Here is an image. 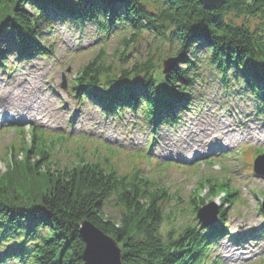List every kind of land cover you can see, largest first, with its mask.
<instances>
[{
	"label": "trees",
	"instance_id": "obj_1",
	"mask_svg": "<svg viewBox=\"0 0 264 264\" xmlns=\"http://www.w3.org/2000/svg\"><path fill=\"white\" fill-rule=\"evenodd\" d=\"M27 7L37 16H32ZM118 9L124 10L121 22L132 27L134 36L146 31L159 47L174 44L181 59L184 52L203 44L214 65L223 62L244 76L264 72V0H227L213 10L204 8L198 0H0V29L20 31L21 37L31 42L30 47L37 48L36 27L40 23L67 22L70 18L94 23L105 14L115 16ZM243 20L256 25L252 29L236 24ZM150 66L135 64L130 70L134 77L130 84L139 85L138 77L143 75L145 87L153 90L156 82L147 73ZM130 71H122L123 81L128 80L125 77ZM103 73L102 67L93 62L85 67L83 76L97 82ZM186 75L182 68H174L163 85L176 87ZM33 140L34 146H40L41 140ZM43 153H34L40 156L41 166L38 160L30 164L34 157L28 156L24 162L8 163V175L0 174V245L8 239L2 231L25 237L20 243L22 254L12 253L6 260L85 264V244L79 228L82 223H90L120 244L123 264H173L174 257L167 252L174 249L183 252V264H202L204 255L196 254L199 249L203 251L207 239L198 244L191 227L176 229L171 217L163 215L159 207L162 195L153 193L148 182L136 179L117 183L107 161H102L103 167L80 161L73 168L54 172ZM208 183L219 186L217 181ZM222 188L219 191H224ZM225 193L228 198H236L235 193ZM106 207L118 212L116 219L108 216ZM47 229L50 236L40 235L45 241L34 244Z\"/></svg>",
	"mask_w": 264,
	"mask_h": 264
},
{
	"label": "rangeland",
	"instance_id": "obj_2",
	"mask_svg": "<svg viewBox=\"0 0 264 264\" xmlns=\"http://www.w3.org/2000/svg\"><path fill=\"white\" fill-rule=\"evenodd\" d=\"M236 24L238 26L243 24L253 29L256 22L243 20ZM51 32L50 35H44L47 38V46L54 47L51 57L45 61L36 59L21 64L19 65L20 70H17L11 76L8 73L0 74V97L29 107V110H27L28 123L22 126L26 129L23 135L16 133V131L5 132L3 129L0 130V174L8 175L7 173L10 171L7 170V165L11 161H23L25 156L22 157L20 151L21 143H25L27 146L30 145L29 128L34 127L38 131L50 134L53 138L55 135H68L71 140L62 147L57 146L55 143L50 151L47 147L45 148V152L50 153V156L46 158V163L51 171L57 172L65 168H73L80 161L87 163L107 161L114 171L115 177L128 182L131 180L130 176L135 175V171L131 169L132 167L141 174L139 180L150 183L159 182L163 186V188L158 189L161 191L163 199L166 200H162V203L164 205L168 203L180 211L181 220L185 222L179 224H189L187 221L192 217L193 210L191 204L195 201L196 191H199L202 186L201 178L204 177V180H206L211 175H222L221 178L227 177L228 186H236L238 195L243 196L238 210L235 211L229 207L227 211L228 231L231 237L245 236L253 232H256L255 236H257L264 230L263 219L258 212L263 199L260 193L264 194V180L256 179L253 173L251 174L248 171L252 165L249 167L247 163L252 154L258 149L264 148V122L254 118L253 113H250L246 118L245 111L251 112L246 103L237 102L232 98V100L224 102L225 105L221 107V104H217V97L212 90L200 88L197 93L200 98L195 100L194 107L191 110L182 114L181 119L183 122L177 128L178 130H173L172 135L174 136L168 137V132L162 130V134L157 137L156 148L152 150L153 161L146 165L142 159H133L137 153L145 149L149 132L146 127L130 114H125L118 123L104 120V116H99L93 112V106L89 102L86 101L84 104H80L68 93L70 88L73 87L72 81L78 77L80 68L93 59H96V64L101 66L107 74H110L115 72L122 63L128 66L131 63L133 65L142 62V64L149 63L154 67L158 61L163 62L174 56H169L170 51L159 49L151 39L147 40L146 38L139 43H131L127 47V45L122 44L121 38L117 34L114 37L108 36L102 42L97 39L95 43V38L86 36L93 33L91 28H88L85 33L79 36V32L75 29H67L62 25H57L55 30H51ZM101 51H103V54L97 57ZM125 51L129 52L130 56L123 62ZM11 59L13 60V58ZM215 86L220 91L219 87ZM11 106H15V103ZM1 107L6 110L5 101L1 103ZM230 108H236L237 111H240L237 118L239 117L242 128H239L240 125L236 119L228 121L230 117L227 110H230ZM23 111H25L24 108ZM243 111L244 115H241ZM214 117L221 125L228 126V128L234 129L247 137L241 139L238 137V133H234L236 139L232 143L238 144V148L229 152V154L236 152L241 153V156L238 160L230 162V177L223 175L225 172L218 170L217 166L213 168V170L215 169L214 172H208L209 168L206 163L209 159H215V155L198 160L200 164L197 163L195 167L198 168L197 172L172 168L166 170L167 177L156 173L159 170V164L174 163L181 165L182 161H176V152L183 147V144L186 146L187 140L201 141L200 145L195 142L191 146V151L195 153L196 151L206 153V150L211 148L209 146L212 144L221 143L225 146L227 141L223 142L221 132L213 135L216 128L213 121ZM189 129L192 136L186 134ZM21 136L25 137L23 141L20 139ZM216 137L219 141L215 140ZM249 137H252V139ZM78 138H81L82 142L77 140ZM86 141H90V143ZM97 142L110 147L103 145L106 149L103 150L95 145ZM163 143H167L170 148L163 145ZM197 145L205 149L195 150ZM242 145H252L253 148L244 146L243 151H241ZM213 148L216 153H220L218 147ZM7 149L9 150L6 152ZM107 149L112 152L115 149L118 152L110 153ZM65 150H69V153L64 154ZM184 152L187 155L185 157L192 154H187L186 149H184ZM198 152L196 158L202 156L198 155ZM28 155L30 156V154ZM190 157L193 159V154ZM216 159H219V156ZM35 162L37 161L32 160L30 164ZM41 165L42 162H39L38 166ZM254 190L256 193H253ZM214 202L220 205L221 199H216ZM108 216L116 219L117 213L110 210ZM190 223L193 224V222ZM228 238L230 236L224 238L218 247L219 254L222 257V260H219L221 264H246L245 259L253 261L264 252V237H257L250 242H246V246L242 249L246 251L245 254L236 256L234 259H225L224 257H227V254L222 248H226L228 244L233 245ZM219 254L214 250L212 253L213 259H217ZM262 256L264 257V255Z\"/></svg>",
	"mask_w": 264,
	"mask_h": 264
},
{
	"label": "water",
	"instance_id": "obj_3",
	"mask_svg": "<svg viewBox=\"0 0 264 264\" xmlns=\"http://www.w3.org/2000/svg\"><path fill=\"white\" fill-rule=\"evenodd\" d=\"M206 9H218L227 0H198ZM264 157L257 160L261 163ZM83 242L86 244L84 261L86 264H121L120 251L117 243L101 233L90 223H83L80 231Z\"/></svg>",
	"mask_w": 264,
	"mask_h": 264
},
{
	"label": "bare ground",
	"instance_id": "obj_4",
	"mask_svg": "<svg viewBox=\"0 0 264 264\" xmlns=\"http://www.w3.org/2000/svg\"><path fill=\"white\" fill-rule=\"evenodd\" d=\"M224 136L225 137H228V133L227 134H224ZM21 140H22V138H20ZM26 155V153L24 152V151H22V157L23 156H25ZM239 252V249H236L234 252H229L228 254L231 256V257H234V255L236 254V253H238Z\"/></svg>",
	"mask_w": 264,
	"mask_h": 264
}]
</instances>
